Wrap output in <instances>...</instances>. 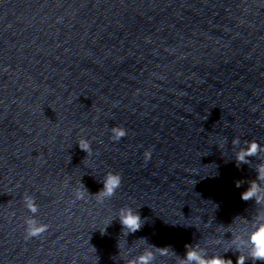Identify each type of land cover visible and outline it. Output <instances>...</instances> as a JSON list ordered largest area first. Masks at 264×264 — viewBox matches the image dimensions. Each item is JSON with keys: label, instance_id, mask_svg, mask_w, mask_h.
<instances>
[{"label": "water", "instance_id": "1", "mask_svg": "<svg viewBox=\"0 0 264 264\" xmlns=\"http://www.w3.org/2000/svg\"><path fill=\"white\" fill-rule=\"evenodd\" d=\"M234 137L264 144V0H0V264H126L141 238L170 249L154 264L223 251L210 241L264 211L240 198L264 152L237 167ZM108 171L114 196L75 199ZM25 192L49 224L29 239ZM124 205L141 229L101 234Z\"/></svg>", "mask_w": 264, "mask_h": 264}, {"label": "clouds", "instance_id": "2", "mask_svg": "<svg viewBox=\"0 0 264 264\" xmlns=\"http://www.w3.org/2000/svg\"><path fill=\"white\" fill-rule=\"evenodd\" d=\"M110 139L112 141H119L125 137L127 129L120 125H113L110 128ZM79 147L87 152L88 155L92 154V147L90 141L81 137L78 140ZM238 150L235 152L236 166L240 167L241 164H249V157H258L261 152H264V144H260L256 139L245 140L241 144L239 137H234L232 141ZM145 160L151 157L150 151L144 152ZM257 176L255 179L248 182L249 186L246 190L241 192L240 198L244 201L254 199L257 205H264V161L257 164L255 167ZM103 187L96 193H89L87 188L78 181V186L74 189V197L76 200H87L89 197H94L97 203L103 204L108 198L114 196L116 191L120 188L122 177L119 172L108 171L101 180ZM236 187H240L242 181L237 180ZM24 207L32 214L25 218V239L41 236L45 233L49 224L40 221L37 218L39 206L36 203V198L25 192L23 194ZM138 208L130 205L120 207L115 216H109L105 219L103 226L98 227L101 234H104L106 228L112 223L113 219H118L121 225L122 233L127 236L129 233H136L144 224ZM237 226L242 227H229L227 231L231 233V239L226 242L219 236L210 241L214 245H223V251L209 252L205 245L200 244H186V252L183 257H180L177 264H233V260L226 258L221 253H227L232 250L238 253L236 256L235 264H246V261H251L252 264H257V261L264 262V211H257L251 219L237 217L233 221ZM207 226V223H205ZM140 243L145 245L144 250L136 257L129 259L126 264H154L157 254L160 256H167L170 253L168 247H157L149 245L145 238H141ZM92 251L95 249L92 247ZM172 254H175L174 252ZM94 262L96 264L97 261Z\"/></svg>", "mask_w": 264, "mask_h": 264}]
</instances>
